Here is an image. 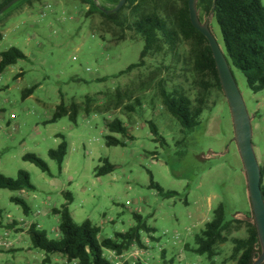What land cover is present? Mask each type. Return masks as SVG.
Instances as JSON below:
<instances>
[{"label": "rangeland", "instance_id": "374dc122", "mask_svg": "<svg viewBox=\"0 0 264 264\" xmlns=\"http://www.w3.org/2000/svg\"><path fill=\"white\" fill-rule=\"evenodd\" d=\"M86 11L75 0H40L33 8L11 7L0 16V56L12 48L26 56L0 74V175L17 179L25 172L36 189L0 190L2 218L6 221L11 215L38 225L50 240H57L60 218L54 211L68 205L77 224L93 222L101 228L99 239L104 240L136 227L135 215H140L152 229L150 249L143 250L141 264H235L230 260L231 241L247 236L245 226L234 225L226 233L228 243L218 247L215 257L195 252V237L214 220L219 206L224 207L227 222H253L247 180L224 94L209 89L208 108L200 126L192 133H183L179 122L161 104L157 87L159 82L167 89L182 87L193 101L204 92L201 83L209 84V80L201 81L194 72L189 45L180 42L176 52L147 59L144 68L117 78L140 62L144 41L113 43L109 36L103 39L94 27L99 20L87 19ZM209 17L203 22L210 21L223 47L220 28ZM232 72L252 119L257 159L264 166V91L253 93L245 76L234 68ZM102 79L106 81H99ZM34 87L33 94L25 98L24 93ZM117 89L124 93L120 110L89 116L81 111L77 124L69 118L46 124L62 101L66 106L82 105L86 98H92L94 107H106ZM137 99L142 107L136 113H126V105ZM116 119L122 120L134 137V141H125L113 135L125 141L126 147L107 146L106 124ZM150 122L157 126L164 144L154 141ZM57 135H63L68 144L61 169L49 157L61 142ZM26 155L44 161L49 173L25 162ZM105 161L115 171L97 177L96 169ZM151 177L165 192L179 196L160 197L149 188ZM67 194L72 196L71 202ZM13 199L23 200L31 214L26 216ZM205 215L207 220L201 223ZM16 235L11 238L20 251L15 248L16 253H1L0 264H43L48 255L32 248L27 234Z\"/></svg>", "mask_w": 264, "mask_h": 264}, {"label": "trees", "instance_id": "16d2710c", "mask_svg": "<svg viewBox=\"0 0 264 264\" xmlns=\"http://www.w3.org/2000/svg\"><path fill=\"white\" fill-rule=\"evenodd\" d=\"M15 0H0V11ZM87 8L85 17L87 19L99 20L94 27L100 32L103 39L111 37L113 43L126 42L128 39L136 41L138 38L144 41V49L141 53L140 62L130 66L117 78L132 74L134 71L146 66V60L156 56L165 55L167 52H176L180 42L189 45L193 70L201 78H207L209 84L201 83L204 92L199 94L193 101L182 87L167 89L164 83L159 82L157 95L161 104L172 117L180 124L183 133H192L200 126V118L207 110L209 89L222 92L212 51L206 38L201 35L191 24L189 15V0H127L121 11L107 15L104 11L114 10L121 0H75ZM215 0H198L197 8L200 20L203 22L209 17ZM40 0H19L12 6L17 9L31 7ZM104 10V11H103ZM213 20L220 28L223 47L222 50L228 60L231 69L240 71L246 78L250 90L255 93L264 91V5L262 0H216ZM163 14V15H162ZM26 56L16 48H12L1 54L0 74ZM99 81H106L102 79ZM211 82V83H210ZM37 89L34 87L24 93L25 98L30 97ZM124 93L117 89L112 100L106 107H94L95 100L86 98L82 105L72 104L66 106L64 101L57 106L52 118L46 124H55L63 118H69L73 124L82 111L86 116L92 113L104 114L120 110ZM110 98V99H111ZM142 107V102L126 105L128 114L136 113ZM151 132L155 136L154 141L164 144L157 126L149 123ZM106 137L108 147H126L125 141H134L130 135L129 128L120 119L107 122ZM120 135L125 141L115 138ZM61 143L55 150L49 152L52 161L57 162L61 169L68 153V144L63 135H58ZM23 160L30 162L44 173H49L47 164L35 155H26ZM261 190L264 197V166H261ZM115 167L105 161L103 167L96 169V176L103 177L112 174ZM150 189L157 191L164 199L179 196L176 192H165L159 185L155 184L151 177ZM0 190L11 192H33L30 177L25 172H20L17 179L6 178L0 175ZM13 202L22 206L24 214L30 215V208L20 199ZM67 201H72V196L67 194ZM54 214L59 216V234L57 240H50L46 232L33 225L28 232L32 248L50 255H61L68 262L79 264H111L105 258V252L111 251L118 255L129 251L132 245L146 249L143 243V234H152L146 222L140 215H135L138 223L136 227L126 233L117 234L115 239H104L100 241L101 230L90 221L77 224L69 212L68 205L61 210H55ZM3 211L0 209V228ZM245 226L247 236L245 238H234L230 256L231 262L236 264H253L261 255L262 249L253 222H242L239 220L226 221L225 210L219 206L214 211V220L206 225L205 230L195 237V252L200 256L207 255L213 258L218 255L217 249L228 243L226 233H230L233 226ZM10 251L9 253H12ZM48 260V259H47ZM228 261H225L227 263Z\"/></svg>", "mask_w": 264, "mask_h": 264}, {"label": "water", "instance_id": "95a60500", "mask_svg": "<svg viewBox=\"0 0 264 264\" xmlns=\"http://www.w3.org/2000/svg\"><path fill=\"white\" fill-rule=\"evenodd\" d=\"M18 1L19 0H15L3 8L0 11V16L8 11ZM126 1L127 0H121L118 6L112 11H103L107 15L118 13L122 10ZM197 4L198 0H189L188 2L190 21L192 26L201 35H203L209 43L222 91L229 105L235 134V142L243 163L251 211L262 249L260 257L253 264H264V197L261 190V167L253 144L252 119L238 89L231 66L228 63L222 47L218 44L210 28V21L203 23L200 20ZM215 7L216 0L214 1L213 10L209 17L210 20L214 17Z\"/></svg>", "mask_w": 264, "mask_h": 264}, {"label": "built area", "instance_id": "2783aa9c", "mask_svg": "<svg viewBox=\"0 0 264 264\" xmlns=\"http://www.w3.org/2000/svg\"><path fill=\"white\" fill-rule=\"evenodd\" d=\"M0 60H1V56H0ZM6 218H7V220L5 221L7 222L6 225L4 226V228H0V230L2 231V232L0 231V253L10 252L16 248V245L11 238L13 234L16 235V232L18 230L25 231L28 234L31 227L35 225L24 220H15L11 215H7ZM109 254L113 259L115 258L121 260L135 259L137 261H140L142 251L136 245H132L131 249L129 251H126L122 255H118L115 252H111V251L109 252ZM75 264H79V263L75 262Z\"/></svg>", "mask_w": 264, "mask_h": 264}, {"label": "crops", "instance_id": "0c3cea01", "mask_svg": "<svg viewBox=\"0 0 264 264\" xmlns=\"http://www.w3.org/2000/svg\"><path fill=\"white\" fill-rule=\"evenodd\" d=\"M58 136V135H57ZM56 136V137H57ZM58 139V138H57ZM61 143V142H60ZM59 143V144H60ZM59 144H58V146H59ZM30 214H31V212H30ZM202 217H203V215H202ZM72 218H73V215H72ZM207 220V216L205 215V218L204 219H202L201 220V223H204V221H206ZM2 221V223H3V226H5L6 225V222H5V220L4 219H2L1 220ZM91 222V221H90ZM92 224H93V222H91ZM105 223V221L104 222H102V225H105L104 224ZM94 225V224H93ZM207 225V224H206ZM98 227V226H97ZM99 228V227H98ZM100 230H101V228H99ZM19 231V236L18 235H16L17 237H22V236H24V234H27L25 231H21V230H18ZM123 233H126V232H123ZM122 234V233H121ZM28 235V234H27ZM151 235L152 234H150V235H148V237H144V234H143V243H144V245L148 248V249H150L148 246H150V240L152 239V237H151ZM13 242H14V240H12ZM100 241H102V240H100ZM15 243V242H14ZM137 247H138V245H136ZM139 248V247H138ZM16 249H19V251H20V248H17V246H16ZM142 252H144L143 250L144 249H142V248H139ZM18 251V252H19ZM109 252L110 251H106V254H105V258L111 263V264H141V260L142 259H140V261H137V260H135V259H124V260H121V259H117V258H115V259H113V258H111V256H110V254H109ZM12 253H16V252H12ZM1 254V253H0ZM48 259V260H47ZM60 260H62L61 262H60ZM53 262H55L56 264H70V262H68L67 260H66V258H64V257H62V258H59V257H55V256H48L45 260H44V263L43 264H52ZM235 263V262H234ZM71 264H75V262H72ZM236 264V263H235Z\"/></svg>", "mask_w": 264, "mask_h": 264}, {"label": "flooded vegetation", "instance_id": "af4514ba", "mask_svg": "<svg viewBox=\"0 0 264 264\" xmlns=\"http://www.w3.org/2000/svg\"><path fill=\"white\" fill-rule=\"evenodd\" d=\"M204 23V22H203Z\"/></svg>", "mask_w": 264, "mask_h": 264}]
</instances>
